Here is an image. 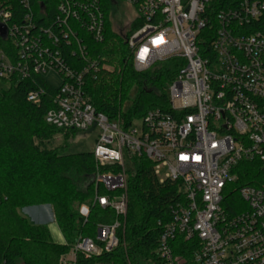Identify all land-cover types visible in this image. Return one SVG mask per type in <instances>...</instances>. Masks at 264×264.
<instances>
[{
  "label": "built area",
  "instance_id": "2783aa9c",
  "mask_svg": "<svg viewBox=\"0 0 264 264\" xmlns=\"http://www.w3.org/2000/svg\"><path fill=\"white\" fill-rule=\"evenodd\" d=\"M37 1L35 12L31 0H0V26L6 30L0 35V82L7 87L12 79L33 76L47 82V73L60 78L59 87L47 82L55 94L45 122L65 132L99 131L92 204L116 216L111 224H98L94 238L80 235L60 264L119 246L129 171L140 157L153 163L159 184L176 183L182 196L160 223L152 264H264V188H240L235 213L224 206L240 162L257 160L264 169V0H124L141 22L127 39L135 70L170 59L183 63L167 89L170 111L149 110L127 127L121 115L110 119L97 112L85 91L88 76L112 70L91 56L79 32L96 43L104 40L100 0H60L47 28L35 23L36 15L49 21L43 0ZM217 2L224 7L215 12L216 30L203 53L199 36ZM44 96L36 87L27 101L38 106ZM100 187L107 193H99ZM90 213V206H81L86 221Z\"/></svg>",
  "mask_w": 264,
  "mask_h": 264
},
{
  "label": "trees",
  "instance_id": "16d2710c",
  "mask_svg": "<svg viewBox=\"0 0 264 264\" xmlns=\"http://www.w3.org/2000/svg\"><path fill=\"white\" fill-rule=\"evenodd\" d=\"M117 1L100 0L105 14V33L101 43H96L85 32H79L91 56L112 68L111 71H101L95 78H86L85 91L90 103L97 112L110 119L121 115L123 125L127 127L134 120L142 119L149 110L170 111L167 89L183 63L170 59L145 72H137L127 39L141 22H132L126 34L117 33L111 21V10ZM59 2L43 0L49 21L36 15V25L49 27ZM31 3L35 12L38 11V1L31 0ZM223 7L220 2L209 7L210 23L199 36L203 53L210 45L209 35L216 30L215 12ZM17 13H24L23 8L18 7ZM70 25L75 27L72 22ZM0 46L5 43L0 41ZM0 84V264H60L61 257L69 253L80 235L94 238L97 225L111 224L116 216L111 209L92 204L96 192L92 178L97 169L92 152L67 154L64 153L65 146L57 150L47 149V143L55 135L67 136V133L76 132H65L45 122L44 117L53 106L55 89L38 76L25 81L12 79L7 87L5 82ZM36 87L45 91L38 106L27 101V94ZM134 88L137 96L123 111ZM153 166L144 157L134 159L128 179L126 230L124 236L120 235L119 246L111 253L89 260L79 254L77 264H128L127 258L137 264L155 262L162 231L160 223L169 220L170 207L181 201L182 196L176 183L159 184ZM234 172L238 179L229 186L230 192L224 202L230 213H235V208L241 204L240 188H264V169L259 161L240 162ZM98 190L107 193L101 187ZM44 205L52 208L66 240L64 245L52 240L47 226L33 224L20 214L22 209ZM83 205L91 208L87 221L80 215Z\"/></svg>",
  "mask_w": 264,
  "mask_h": 264
},
{
  "label": "rangeland",
  "instance_id": "374dc122",
  "mask_svg": "<svg viewBox=\"0 0 264 264\" xmlns=\"http://www.w3.org/2000/svg\"><path fill=\"white\" fill-rule=\"evenodd\" d=\"M136 16L137 13L133 7L129 6L124 0H118L111 10V21L114 30L117 33L126 34L129 31L130 25L135 20ZM44 78L54 87H59L61 84L60 78L54 73H47L45 74ZM136 96L137 89L134 88L129 95V100L126 101L124 104L123 108L125 110L128 109V107L131 105L132 101L136 98ZM64 135L65 134L55 135L53 140L47 143V149L57 150L59 147L65 146L67 147L65 149V152L64 150H59L58 152H64L67 154L92 152L95 148L96 140L99 136V131L97 129H94L86 132L77 131L73 134L67 133V136ZM35 145H39L38 140L35 141ZM33 210L34 209L32 207L25 208L20 210V214L30 220V213ZM45 226L48 227L49 232L54 241L64 242L62 234L58 229L57 224H55L54 220H49V222L46 223ZM62 257H64V255Z\"/></svg>",
  "mask_w": 264,
  "mask_h": 264
},
{
  "label": "crops",
  "instance_id": "0c3cea01",
  "mask_svg": "<svg viewBox=\"0 0 264 264\" xmlns=\"http://www.w3.org/2000/svg\"><path fill=\"white\" fill-rule=\"evenodd\" d=\"M34 210L30 213V216H31V219L30 221L33 223V224H37V225H45L46 223L49 222V220H54L55 221V217H54V214H53V211H52V208L49 206V205H44V206H34L32 207ZM55 224L56 221H55ZM58 227V225H57ZM59 229V227H58ZM49 230V229H48ZM60 230V229H59ZM61 232V231H60ZM50 233V232H49ZM62 234V233H61ZM51 235V234H50ZM52 237V236H51ZM62 237H63V240L64 242H55L57 244H60V245H64L66 243V240L62 234Z\"/></svg>",
  "mask_w": 264,
  "mask_h": 264
},
{
  "label": "water",
  "instance_id": "95a60500",
  "mask_svg": "<svg viewBox=\"0 0 264 264\" xmlns=\"http://www.w3.org/2000/svg\"><path fill=\"white\" fill-rule=\"evenodd\" d=\"M0 35L3 36V37H5V35H6V30L2 26H0Z\"/></svg>",
  "mask_w": 264,
  "mask_h": 264
}]
</instances>
